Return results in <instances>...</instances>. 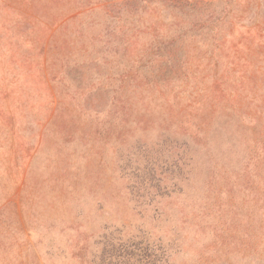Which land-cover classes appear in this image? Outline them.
Here are the masks:
<instances>
[{
	"label": "rangeland",
	"instance_id": "1",
	"mask_svg": "<svg viewBox=\"0 0 264 264\" xmlns=\"http://www.w3.org/2000/svg\"><path fill=\"white\" fill-rule=\"evenodd\" d=\"M0 264H264V0H0Z\"/></svg>",
	"mask_w": 264,
	"mask_h": 264
}]
</instances>
